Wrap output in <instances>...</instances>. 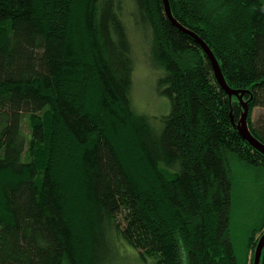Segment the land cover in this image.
Segmentation results:
<instances>
[{
    "label": "trees",
    "instance_id": "obj_1",
    "mask_svg": "<svg viewBox=\"0 0 264 264\" xmlns=\"http://www.w3.org/2000/svg\"><path fill=\"white\" fill-rule=\"evenodd\" d=\"M170 3L264 142V0ZM127 14L162 70L159 125L131 101ZM242 109L163 0H0V264H95L109 229L144 264L253 263L264 189L240 255L232 237L233 161L264 176Z\"/></svg>",
    "mask_w": 264,
    "mask_h": 264
},
{
    "label": "rangeland",
    "instance_id": "obj_2",
    "mask_svg": "<svg viewBox=\"0 0 264 264\" xmlns=\"http://www.w3.org/2000/svg\"><path fill=\"white\" fill-rule=\"evenodd\" d=\"M126 20L134 53L131 101L138 112L149 115L154 123L159 125L162 117L170 110L169 99L159 92L158 87L162 70L151 61L149 38L147 39L142 29L134 24L129 14L126 15ZM263 110L264 108L256 107L253 111V119L255 120ZM232 167L234 171L232 237L237 253L240 255L245 248L248 231L260 222L261 212L258 211V206L262 201L264 176H262V170L247 168L237 161H233ZM251 258L252 255H249L248 264L254 263ZM148 261L151 264L155 263L154 259ZM95 264L144 263L132 245L109 229L102 237V249L98 253Z\"/></svg>",
    "mask_w": 264,
    "mask_h": 264
},
{
    "label": "water",
    "instance_id": "obj_3",
    "mask_svg": "<svg viewBox=\"0 0 264 264\" xmlns=\"http://www.w3.org/2000/svg\"><path fill=\"white\" fill-rule=\"evenodd\" d=\"M163 2L165 6V12L168 18L172 21V23L176 25L178 28H180L181 30H183L184 32H186L187 34L191 35L196 40V42L202 46L204 52L208 55L212 63L215 76L220 86L230 96H233V95L238 96L243 109H242L241 116L236 123V126L240 134L242 135V137L246 139L253 147H255L257 150H259L260 152L264 154V142L252 133L250 126H249L248 116H249L250 108H249V101L243 98L245 90L233 88L228 84L225 78V75L222 71L220 62L217 59L216 55L214 54L210 45L201 36H199L195 31L187 28L182 23H180V21L173 15L170 0H163ZM263 250H264V233L260 237L258 245L256 247L253 264H262L261 258H262Z\"/></svg>",
    "mask_w": 264,
    "mask_h": 264
}]
</instances>
